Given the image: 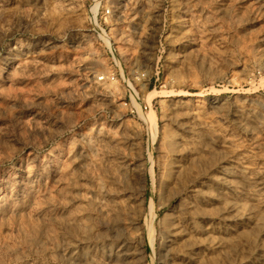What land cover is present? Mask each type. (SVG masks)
Returning <instances> with one entry per match:
<instances>
[{
  "label": "rangeland",
  "instance_id": "374dc122",
  "mask_svg": "<svg viewBox=\"0 0 264 264\" xmlns=\"http://www.w3.org/2000/svg\"><path fill=\"white\" fill-rule=\"evenodd\" d=\"M0 264H264V0H0Z\"/></svg>",
  "mask_w": 264,
  "mask_h": 264
},
{
  "label": "bare ground",
  "instance_id": "6f19581e",
  "mask_svg": "<svg viewBox=\"0 0 264 264\" xmlns=\"http://www.w3.org/2000/svg\"><path fill=\"white\" fill-rule=\"evenodd\" d=\"M96 4H95V6L91 9V11H92V13H93V16H94V14H95V9H96ZM92 16V17H93ZM94 23V22H93ZM99 29V28H98ZM100 31H101V29H100ZM102 32V31H101ZM103 37V36H102ZM106 39V38H105ZM108 42V41H107ZM107 42L105 41V43H106V45H107Z\"/></svg>",
  "mask_w": 264,
  "mask_h": 264
}]
</instances>
